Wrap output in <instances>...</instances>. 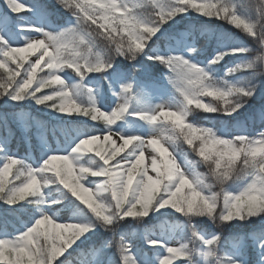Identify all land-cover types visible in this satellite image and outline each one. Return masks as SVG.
Here are the masks:
<instances>
[{
  "label": "snow or ice",
  "instance_id": "snow-or-ice-1",
  "mask_svg": "<svg viewBox=\"0 0 264 264\" xmlns=\"http://www.w3.org/2000/svg\"><path fill=\"white\" fill-rule=\"evenodd\" d=\"M0 69V107L40 133L38 156L0 135V264H264V124L241 120L264 97V0H4Z\"/></svg>",
  "mask_w": 264,
  "mask_h": 264
},
{
  "label": "trees",
  "instance_id": "trees-1",
  "mask_svg": "<svg viewBox=\"0 0 264 264\" xmlns=\"http://www.w3.org/2000/svg\"><path fill=\"white\" fill-rule=\"evenodd\" d=\"M2 3H4V0H1ZM47 3H49L50 5H54L55 4V0H46ZM242 3L245 4H259L261 2V0H241ZM63 15V14H61ZM14 19H17V17L14 15ZM62 22V21H61ZM206 28L211 30L212 32H216V33H220V32H225L230 36L233 37H237L241 34L236 33L234 30H232L227 24H225L224 22H218V23H210L208 25H206ZM215 41L212 40L211 43H214ZM249 45L251 47H258V45L254 44L251 42V40L248 41ZM210 43L209 37L207 35L205 36H201L199 39V45L201 47H208ZM231 63V62H230ZM226 69H222L221 72L223 73V71H225ZM3 70L0 69V72H2ZM1 109L3 107H0ZM264 109V97H260L257 98L256 100H254L252 102V107L249 109V111L247 113H245V115L243 117H241V120H244L247 122L248 127L250 130H256L257 128H262V124H264V116H262L261 114V110ZM6 111V115L8 116V124L10 127L9 129H6L4 127V120L0 119V130L2 132V134H8L11 137V142H12V146L14 150L19 151V153L25 154L26 152L29 151L30 146L32 148V151L34 152V154L36 156L39 155V138L36 136L34 129H31V133H27V136H30V142H26L25 141V131L22 129L23 127L20 124V121L18 118L14 119L11 113V110H6V109H2ZM21 111H25L28 113L33 114V116L38 115L34 109L31 108H25L23 110H18V112ZM204 115H211V114H204L202 112H197L193 114V118H195L196 120H201L203 119ZM206 169L201 168V171H205ZM4 211V206L0 205V213H2ZM185 217H183L180 214H177L176 216H172V217H166V218H161L159 220H153L151 221V223L149 224H142V223H137V222H132L130 224H126L124 226V231L130 233V234H135L134 238L137 240V243H141L142 242V237H143V233L145 231L146 228L149 229H155L157 232H160V230L162 229V222H166L167 225H173V226H178V225H182L186 222ZM8 220V231L11 232L14 230V227H18L19 226V221L17 219V217L15 216H8L7 217ZM194 223H197L198 227H200L201 229H206L209 231H217L220 232L222 235L224 236H229L230 234H232L233 232L236 231H248L252 228H259L261 227V224L257 221L254 222L253 224H249V225H237L236 228H220V227H216L211 225L210 222H203V221H193ZM4 223V217L2 215H0V226H3ZM134 227L139 228L137 233H132V229ZM151 254V253H150ZM152 255V254H151ZM221 255H223V253H221ZM177 264H180V262L178 261Z\"/></svg>",
  "mask_w": 264,
  "mask_h": 264
},
{
  "label": "rangeland",
  "instance_id": "rangeland-1",
  "mask_svg": "<svg viewBox=\"0 0 264 264\" xmlns=\"http://www.w3.org/2000/svg\"><path fill=\"white\" fill-rule=\"evenodd\" d=\"M28 2H31V0H28ZM2 7H3V4H2L1 1H0V8H2ZM11 23H12V26L15 27L17 21L14 22V15L11 16ZM19 114H20V115H28V114H30V115L33 116V114L28 113V112H25V111H21V112H19ZM1 116L3 117V114H1ZM34 116H35V115H34ZM34 131H35L36 136L40 139V133H39V132L37 131V129H35V128H34ZM29 133H31V132H29ZM29 137H30V136H29ZM32 155H33V153H32ZM33 156H34V155H33Z\"/></svg>",
  "mask_w": 264,
  "mask_h": 264
}]
</instances>
